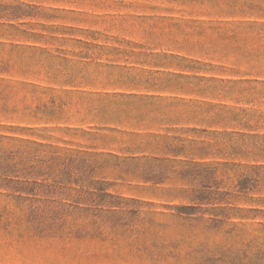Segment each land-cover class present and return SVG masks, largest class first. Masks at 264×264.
I'll return each mask as SVG.
<instances>
[{
  "label": "rangeland",
  "instance_id": "rangeland-1",
  "mask_svg": "<svg viewBox=\"0 0 264 264\" xmlns=\"http://www.w3.org/2000/svg\"><path fill=\"white\" fill-rule=\"evenodd\" d=\"M172 138L187 151L143 174L155 154L130 147ZM196 196L237 226L209 242L264 264V0H0V264H136L79 258L112 237L25 230L31 205L168 222Z\"/></svg>",
  "mask_w": 264,
  "mask_h": 264
},
{
  "label": "trees",
  "instance_id": "trees-1",
  "mask_svg": "<svg viewBox=\"0 0 264 264\" xmlns=\"http://www.w3.org/2000/svg\"><path fill=\"white\" fill-rule=\"evenodd\" d=\"M188 145L184 139L172 138L142 141L130 149L155 154L140 157L146 159L141 172L150 174L158 168L157 162L167 161L169 155L181 154ZM197 149H203V146ZM197 149L192 154L198 155L195 152ZM64 162V168L72 169H81L89 163L88 158L81 155H73V158ZM16 198L22 197L18 195ZM194 200H197L196 206H178L176 213L171 216L172 220L168 222H159L152 216L141 215L139 206L129 208L127 203L124 205L121 201L90 205L79 201L31 205L26 209L24 228L35 234H55L58 237L64 232L76 238L88 236L101 241L112 237L110 240L118 244L112 250L99 246L94 251L85 249L78 254L79 258L88 262L114 263L117 259L124 258L125 253L121 249L128 248L127 255H133L136 264H262L258 259L249 257L247 251L234 254L229 248L224 249L220 244L209 242V234L223 232L231 236L236 232L237 226L232 224L225 228L224 219L217 213L210 212L207 219L198 216V205L203 198L196 196ZM216 200L218 203L222 199L217 197ZM87 217L89 219L86 220ZM201 235L203 238L195 243L196 238ZM120 238L123 239V244L118 242ZM185 242L190 250L184 252L180 246Z\"/></svg>",
  "mask_w": 264,
  "mask_h": 264
}]
</instances>
